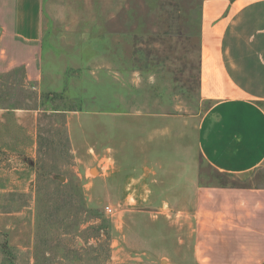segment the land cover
Instances as JSON below:
<instances>
[{
	"label": "rangeland",
	"instance_id": "rangeland-1",
	"mask_svg": "<svg viewBox=\"0 0 264 264\" xmlns=\"http://www.w3.org/2000/svg\"><path fill=\"white\" fill-rule=\"evenodd\" d=\"M201 2L43 0L51 75L40 86L20 67L0 76V108L13 109L0 126V264L192 262L168 207L137 206L133 196L174 180L157 172L172 166L168 151L179 150L176 162L194 152L191 132L149 138L161 117L208 107L199 97ZM193 159L204 185L264 182V162L233 174ZM126 196L133 204L118 207Z\"/></svg>",
	"mask_w": 264,
	"mask_h": 264
},
{
	"label": "crops",
	"instance_id": "crops-1",
	"mask_svg": "<svg viewBox=\"0 0 264 264\" xmlns=\"http://www.w3.org/2000/svg\"><path fill=\"white\" fill-rule=\"evenodd\" d=\"M42 39L43 0H0V76L20 67L25 81L40 86L51 75V65L41 57ZM199 41V97L207 109L198 117L165 115L164 129L153 127L149 138L171 131L180 140L191 132L194 152L183 146L189 161L176 162L179 150L168 151L172 166L158 163L157 172L174 180L155 181L133 201L167 206L179 239L187 232L192 262L166 264H264V182L204 185L193 159L199 154L218 171L233 174L253 171L264 162V0H202ZM11 112L0 108V126ZM174 121L177 126L172 127ZM147 170L155 173L152 167ZM126 200L122 206L133 204Z\"/></svg>",
	"mask_w": 264,
	"mask_h": 264
},
{
	"label": "built area",
	"instance_id": "built-area-1",
	"mask_svg": "<svg viewBox=\"0 0 264 264\" xmlns=\"http://www.w3.org/2000/svg\"><path fill=\"white\" fill-rule=\"evenodd\" d=\"M119 206H122V203H119V204H118V207H119ZM115 210H117V208H116L115 206L110 205V204L105 205V212H106L108 215H112L113 212H114Z\"/></svg>",
	"mask_w": 264,
	"mask_h": 264
},
{
	"label": "trees",
	"instance_id": "trees-1",
	"mask_svg": "<svg viewBox=\"0 0 264 264\" xmlns=\"http://www.w3.org/2000/svg\"><path fill=\"white\" fill-rule=\"evenodd\" d=\"M221 185H228V183H220ZM233 186H238L237 184H232Z\"/></svg>",
	"mask_w": 264,
	"mask_h": 264
}]
</instances>
